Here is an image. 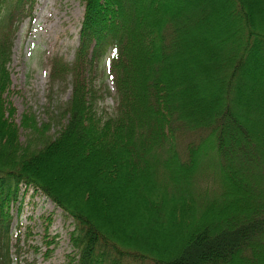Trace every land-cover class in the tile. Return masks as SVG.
Instances as JSON below:
<instances>
[{
	"label": "trees",
	"instance_id": "trees-1",
	"mask_svg": "<svg viewBox=\"0 0 264 264\" xmlns=\"http://www.w3.org/2000/svg\"><path fill=\"white\" fill-rule=\"evenodd\" d=\"M217 1L222 37L207 32L218 20L206 1L83 0L74 59L50 72L71 84L51 135L32 113L16 123L6 100L14 36L34 1L0 0V264L25 260L10 253L22 186L71 217L68 264H264V120L243 99L264 71V12ZM203 33L213 66L182 77ZM106 56L115 106L102 115L93 76ZM256 83L263 94L264 77ZM190 87L207 107L196 110Z\"/></svg>",
	"mask_w": 264,
	"mask_h": 264
},
{
	"label": "rangeland",
	"instance_id": "rangeland-1",
	"mask_svg": "<svg viewBox=\"0 0 264 264\" xmlns=\"http://www.w3.org/2000/svg\"><path fill=\"white\" fill-rule=\"evenodd\" d=\"M33 1L30 15L21 22L14 36L8 65L10 89L6 94V100L15 107L16 123L19 124L23 113H32L39 124L48 123L49 133L54 135L65 122L61 109L70 96L71 84L69 79L52 80L50 72L54 63L59 65L60 61L68 64L74 59L79 43L84 3L83 0ZM201 1L213 6L212 15L218 20L217 24L207 25L208 34L213 36L216 33L217 36L222 37L228 29L219 19V15L222 14L219 2L199 0ZM250 1L260 9V12H264V0ZM208 34H201L203 41L194 39L189 53L191 63L187 62V68L181 67L182 77L198 76L200 71L210 72L216 54L215 40H211ZM107 60L108 56L99 62L93 76L95 87L103 96L97 102V110L102 115L112 112L115 106ZM253 76L254 85L251 89H247L248 92L244 93L243 99L249 100L248 106H259L260 115H257V120L260 122L264 120V108H261L264 107V93H259L260 86L256 82L264 77V71ZM203 77L208 81L212 79L208 74ZM202 86L200 85V88ZM189 90L192 92L189 99L190 97L191 101L194 99L193 105L196 110L209 105V100L206 101L203 91L196 93L194 87H190ZM205 91H209L210 96L215 98L214 88L206 87ZM198 96L203 98L199 100ZM256 124L261 128L259 123ZM25 136L26 132L20 128L22 141ZM58 166L62 168L63 174L71 170L67 166ZM73 180L77 178L73 177ZM9 211L12 214L13 244L10 253L14 263L19 259H25L22 264H68V255L73 254L74 251L69 234L73 229L71 217L56 207L40 191L24 186L20 189L16 203L9 205ZM17 237H19V251L22 252L20 257H17L15 250Z\"/></svg>",
	"mask_w": 264,
	"mask_h": 264
}]
</instances>
